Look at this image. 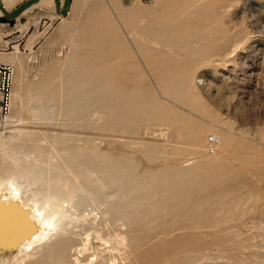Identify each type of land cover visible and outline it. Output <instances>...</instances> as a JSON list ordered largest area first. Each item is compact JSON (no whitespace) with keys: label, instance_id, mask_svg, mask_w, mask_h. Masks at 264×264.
<instances>
[{"label":"rangeland","instance_id":"obj_1","mask_svg":"<svg viewBox=\"0 0 264 264\" xmlns=\"http://www.w3.org/2000/svg\"><path fill=\"white\" fill-rule=\"evenodd\" d=\"M44 1L0 0L22 118L0 124V156L38 146L91 175L98 216L68 264H264V0Z\"/></svg>","mask_w":264,"mask_h":264},{"label":"bare ground","instance_id":"obj_2","mask_svg":"<svg viewBox=\"0 0 264 264\" xmlns=\"http://www.w3.org/2000/svg\"><path fill=\"white\" fill-rule=\"evenodd\" d=\"M3 2L6 6L11 7L14 3V0H3ZM44 3L51 5L52 0H45ZM92 20L95 23L98 21L93 18ZM101 20L102 19H100V21ZM103 21L104 20H102V22ZM126 22L128 23V21ZM102 26L100 27V29L102 28ZM83 28L84 26H82V30ZM2 34L3 33L0 32V37ZM84 35L83 37H85ZM0 40H2V37ZM93 40L96 41L95 39ZM17 53L18 45H15L14 51L12 53L0 52V61L10 65L12 68L19 67L21 63L18 59ZM13 77L14 76H12V78ZM17 103L18 95L11 91L9 111L7 114H5L3 118L0 119V124L11 125L14 122L18 123V121H22L21 117L19 118L18 116L17 118V115H15V105ZM197 136L194 137L196 138ZM218 137L219 140L216 147L221 146L222 142H225L224 135H218ZM2 139L3 137L0 136V143ZM191 139H188V141H190ZM200 140L197 139L196 141H199L201 143ZM193 145L195 144H192V146ZM196 145H198V143ZM195 147L196 146H193L192 148ZM200 148L198 147V149ZM33 152L37 153L38 155V157L35 158L34 163L15 166L6 165L0 156V260L1 262H4L6 264H68L69 262L67 259V251L72 247H76V254H80L79 250L77 249V246H80L77 243L78 236L81 235L82 230H86L87 225H89L90 221L94 222L97 219L98 215L95 216L94 219L89 218L90 213L87 212V207H98L99 210V194L93 193L85 186L87 185L86 183L84 185L80 182L82 181L81 177L85 181L89 182L88 176L91 175H89L86 169L83 170L82 168V175L80 176L78 173L73 171V169L68 165L62 167L56 163L51 164V167H47L45 165H41L42 163H49L46 160V152L38 146L34 148ZM96 172H98L99 174L100 171L97 170ZM107 179L105 180L106 183L108 182ZM109 180H111V182H116L117 179H113L114 181H112V179ZM78 182H80L79 186L77 185ZM120 182L121 181H119L118 184H120ZM114 186L116 187V185ZM120 189H122V187ZM106 192L105 194H108ZM114 194L111 193V195L113 196ZM100 195L104 196V194ZM129 198L130 197L128 196V200ZM125 205L127 204L125 203ZM102 207L103 206H101V208ZM114 211L117 212L118 208L110 207L108 209H105L102 214L109 216L108 214ZM92 212L93 211H91V214ZM117 235V243L121 246L124 245L126 238L122 236L121 233ZM81 246L83 249H86L87 247L86 244L82 243ZM97 260L98 258L97 256H95L94 259L90 260L89 262L87 261V264H93L95 261V264H104L103 261L97 262ZM75 261L76 263L78 261L79 264L78 256L75 257Z\"/></svg>","mask_w":264,"mask_h":264},{"label":"built area","instance_id":"obj_3","mask_svg":"<svg viewBox=\"0 0 264 264\" xmlns=\"http://www.w3.org/2000/svg\"><path fill=\"white\" fill-rule=\"evenodd\" d=\"M13 68L0 61V119L9 111L10 97L12 89ZM219 137L216 133H211L206 137L205 150L208 153L216 151Z\"/></svg>","mask_w":264,"mask_h":264}]
</instances>
